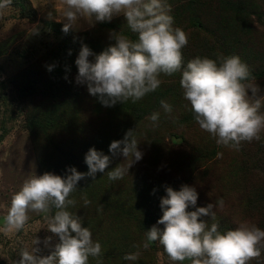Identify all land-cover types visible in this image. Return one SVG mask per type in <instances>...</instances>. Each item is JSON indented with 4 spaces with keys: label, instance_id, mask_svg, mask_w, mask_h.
I'll return each mask as SVG.
<instances>
[{
    "label": "rangeland",
    "instance_id": "obj_1",
    "mask_svg": "<svg viewBox=\"0 0 264 264\" xmlns=\"http://www.w3.org/2000/svg\"><path fill=\"white\" fill-rule=\"evenodd\" d=\"M29 1L35 11L34 19L21 17L19 9L12 5L0 12V226L11 205L12 196L20 190L29 175L49 173L51 163L63 159L62 155L68 148L80 147V151H85L86 155L89 149H96L102 139L108 142L112 138L123 139L128 130H134L138 150L143 154L142 159L129 168L123 179L105 182L107 185L104 189L110 196L107 197L105 193L104 199L107 201L103 202L119 199L127 202L130 207L136 205L140 198L137 189L140 192L141 183L134 180L145 182L147 178L154 185V192H157L150 196L158 203L159 209L156 210H160V200L166 196V187L179 191L182 185H188L198 193L197 208L206 207L209 203L215 204L219 199L224 200L223 208L218 205L214 208L215 220L225 217L236 227L241 223L258 227L263 213L250 206L261 204L258 202V193L261 192V184L264 185V131L261 132L259 141L241 142L238 150L217 145L211 134L203 131L196 123L190 103L183 98L179 83L181 72L172 76L161 74L160 87L142 98L155 102L154 105L147 106L148 111L152 106L160 114L155 127L148 119L151 114L143 115L138 121L127 110L126 113H113L105 106L97 108L92 96L85 101L88 105L83 101L81 105L78 104L79 126H63L59 123L52 129L39 132L33 139L17 94L16 75L33 63L43 64L44 54L64 36L51 25L61 16L60 0ZM204 10L209 15V29L205 33L197 32L190 26L185 30L176 25L188 38L187 45L182 49V69L196 57L216 60L219 56H239L250 69L253 78L251 82L258 84L264 95V0H211ZM49 13H52L51 17ZM123 19V15H119L111 21L122 22ZM59 23L64 26L65 22ZM100 24L101 22H95L90 27L82 19L79 27L69 32L71 35L88 33L114 46L115 41L110 38V34L119 31L105 30ZM33 28L38 30V34H32ZM161 100L172 106L171 114L164 112ZM33 102L41 108H45V104L49 107L45 96L36 95ZM260 111L264 113V106ZM217 153L223 155L218 158ZM40 160L45 162V171ZM130 163L131 158L125 160L122 156H117L112 158L107 170L111 171L118 165L127 168ZM101 180H84L79 192L75 190L70 194V199L75 200V204L68 206V209L73 216L81 219L82 227H88L91 232V228L96 227L104 233L111 225L124 231V242L131 241L134 253H139L134 264H191L187 260L170 261L158 241L144 249L142 244L150 228H137L133 222V214L125 211L101 213L104 206L100 205L95 210L99 214L90 213L94 210V204L102 203L98 200L102 196L100 192L91 195L101 189ZM85 198L90 201L87 206L84 204ZM247 201L253 202L252 205ZM132 211L134 210H130ZM188 211H195V208L189 207ZM28 215L29 220L24 229L7 235L0 232V264H18L21 250L30 251L32 247L40 249L37 255L41 257L50 255L59 242L58 237L47 231L44 214L29 212ZM90 216L99 218L93 219ZM201 219L209 225L215 221L211 217ZM160 227L163 228L162 225ZM47 237H52V240L46 247L44 240ZM35 239L41 243L33 245ZM93 259L89 257L88 264H97Z\"/></svg>",
    "mask_w": 264,
    "mask_h": 264
},
{
    "label": "clouds",
    "instance_id": "obj_2",
    "mask_svg": "<svg viewBox=\"0 0 264 264\" xmlns=\"http://www.w3.org/2000/svg\"><path fill=\"white\" fill-rule=\"evenodd\" d=\"M60 3L62 12L57 22H65L62 29L65 33L78 28L82 19L93 27L95 22H110L113 17L123 15L127 28L138 37L133 41L123 32H113L110 38L115 41L114 46L99 55L82 45L75 61L78 67L75 82L86 85L89 95L98 97L103 106L112 107L129 99L135 103L160 87L161 74L172 76L181 72L183 98L190 103L196 123L211 134L217 145L238 150L241 142L260 140L264 131V113L260 111L264 95L259 85L251 82L248 65L235 55L219 56L216 60L196 57L182 69V49L188 38L181 28L173 27L174 18L166 0H60ZM11 4L12 0H0V12ZM32 34H38V30L33 28ZM90 56H94V62L89 61ZM53 67H48V71ZM160 105L166 114L172 113V106L166 101L161 100ZM159 118L158 112L148 117L153 127ZM109 152L111 156L89 149L85 156L87 173L68 168L70 174L65 177L46 172L25 179L12 196L0 232L6 235L19 232L29 220L28 213L35 212L44 214L47 231L58 237L59 242L50 255L43 257L37 255L40 252L37 247L21 250L18 264H88L89 257L102 255L101 244L93 241L89 228L82 227L81 219L66 209L75 204L69 196L78 182L88 177L95 181L96 174L104 173L112 158H131L127 168L118 165L107 172L110 181H117L143 156L134 130H128L122 140L113 141ZM222 155L217 153L218 158ZM197 200L194 187L182 185L179 191L166 187V196L160 200L162 216L146 232L142 247L147 249L158 241L170 261L187 260L191 264H249L261 256L264 230L241 223L235 230L221 233L217 223L209 227L201 218L215 220L214 208L217 205L223 208L224 200L199 208ZM89 203L85 198V206ZM189 207L195 211H188ZM53 209L56 211L51 214ZM51 240L52 237L44 240L46 247ZM39 243L35 239L33 245ZM138 255V252L128 254L124 259L134 261Z\"/></svg>",
    "mask_w": 264,
    "mask_h": 264
},
{
    "label": "trees",
    "instance_id": "obj_3",
    "mask_svg": "<svg viewBox=\"0 0 264 264\" xmlns=\"http://www.w3.org/2000/svg\"><path fill=\"white\" fill-rule=\"evenodd\" d=\"M211 0H166V3L170 6V15L174 18V25L180 26L187 30V26L198 30L197 32H206L209 29V15H207L204 8L209 4ZM240 7V2L238 3ZM12 6L16 7L20 11L21 17H26L30 19L36 18L35 11L31 7L29 0H12ZM219 6V5H218ZM237 6V5H234ZM238 7V6H237ZM190 12V14H189ZM124 21H111V22H101V27L105 30H118L119 33L123 32L129 39L135 41L137 40V35L132 33L127 28L126 20ZM52 27L61 33L64 37L61 41L55 44L51 49H49L43 56L44 63L39 62L31 64L28 69L17 73L15 82L17 84V94L22 102V107L24 110V117L27 128L31 133L33 139L39 132H44L45 129H52L61 123L63 126L77 127L78 125V114L79 105L82 101L85 105H88L85 101L91 99L87 89L83 85H77L75 78L78 75V67L75 61L78 58L79 52L82 45H86L95 55H99L105 51L109 44L104 42L100 37L94 38L88 33L80 35H71L70 32H63V25L59 22H52ZM90 62H94V56L89 57ZM184 64V62H183ZM54 66L52 71H48V67ZM67 77V79H65ZM36 95L45 96L48 98L49 107L41 108L38 104L33 102V97ZM94 106L101 109L104 107L98 100V97H94ZM130 101V102H129ZM157 103V102H156ZM130 106H129V105ZM155 102L150 101L147 98L140 99L139 101L133 103L130 99L124 103L117 102L112 107H106L109 112L113 113H132V116L136 120H140L143 115L152 114L155 112V108L151 106L149 111L147 106L154 105ZM38 106V107H36ZM157 107V104L155 105ZM81 115V114H80ZM60 121V122H59ZM122 138H112V141H104L102 139L97 145V151L103 152L105 155L111 156L109 152L110 144L113 141H119ZM87 143V141H86ZM84 144V143H83ZM80 147L68 148L62 155L63 159H58L51 163V169L49 173L65 177L70 174L67 172L68 168H75L80 173H87L88 167L85 163V151L82 152ZM59 150V148H57ZM59 151H63L60 149ZM42 169L45 171L44 160H40ZM108 170L106 169L105 172ZM104 172V173H105ZM104 173H97L95 181L88 177L78 182L76 192L82 187L84 180H89L90 182L100 181L101 179V189L97 190L95 193L92 192L91 195L96 193H101L102 196L98 197V200L102 201L101 204H96L94 206L92 214H99L97 211V206H104L101 213L106 211H117L126 212L133 214V219L135 226L140 230H147L148 227L151 228L158 219L162 216V211L159 209L156 199L153 196L157 192L153 190L154 185L149 183L148 179L145 178V182L135 179L134 182L141 183L140 192L137 189V193L140 195L139 202L130 207L127 202L119 199H110L109 202L104 199L105 193L107 197L110 196L108 191L104 188L109 181L108 176ZM107 177V178H106ZM142 177H140L141 179ZM103 184V186H102ZM90 187V186H89ZM261 192L258 193V202L261 204L258 206H250V208H258L262 211V216L260 218V223L258 227L264 230V185L261 184ZM106 196V195H105ZM70 199V196H69ZM249 202V201H247ZM251 205L252 203L249 202ZM71 214V210L66 209ZM130 210H134L130 212ZM56 210L53 209L51 214H54ZM112 216V215H111ZM95 219L99 216H90ZM127 219V218H126ZM128 220V219H127ZM127 223V222H126ZM212 223H217L219 225V231L225 233L228 230H235L237 227L227 220L225 217H220L219 220H215ZM211 223V224H212ZM209 225V227L211 226ZM92 239L94 242H99L102 248L101 258H94L93 260L97 263L99 259L100 264H134L135 261L129 262L124 259L125 255L134 253V244L131 241H125L122 238L126 236L124 231L118 230V227L109 225L108 229L104 233L100 232L96 227H92ZM120 232V233H119ZM139 263L141 261H138ZM249 264H264V249L261 251V256L249 262Z\"/></svg>",
    "mask_w": 264,
    "mask_h": 264
}]
</instances>
